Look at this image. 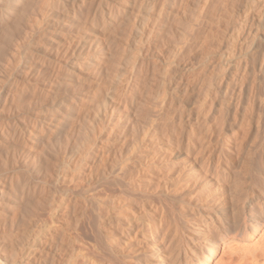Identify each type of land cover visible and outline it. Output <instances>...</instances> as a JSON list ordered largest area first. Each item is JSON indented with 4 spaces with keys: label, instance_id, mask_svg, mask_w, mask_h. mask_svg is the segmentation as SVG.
Returning a JSON list of instances; mask_svg holds the SVG:
<instances>
[{
    "label": "bare ground",
    "instance_id": "bare-ground-1",
    "mask_svg": "<svg viewBox=\"0 0 264 264\" xmlns=\"http://www.w3.org/2000/svg\"><path fill=\"white\" fill-rule=\"evenodd\" d=\"M25 1L28 2H26L28 4L27 8L23 6L26 10L25 8L23 9L22 6L18 7ZM217 1L218 0H195L193 2V9L189 8L192 12L188 10L191 13L187 14H190V16H188L186 21L182 19V22H184H181V27L179 25V31L176 30V32H174L177 33L178 36L175 38L176 34L173 35V38L176 40L174 41L172 39L174 43L171 41L173 45L169 49L168 56L160 61L159 73L157 74L155 85H153L154 88L151 89L152 94H149L151 95L150 100H148V102L145 99V101L148 102L147 111H145L144 114L142 112L145 117H142L140 122L139 116L141 117L143 115H139L138 113L140 110L138 111L135 107H132L130 110L127 106V93L135 84L136 78L139 77L138 75L143 74L141 67L142 65L145 67L146 64H144V62L146 58L149 57L146 55L150 52H145V50L149 49L147 45H150L152 38L154 36L156 37L161 29L160 19L162 17L165 19L164 14L168 10L166 0H89L92 9L100 10L101 8L103 9L106 7L105 9H107L108 7L111 11L110 15H108L109 13L107 14L108 18L105 21L106 24L104 23L103 25L101 23L103 25L102 31L96 33L94 36L90 34L92 36H90L91 40L86 37L88 41L85 39L84 35L77 37L73 36L72 39H67L66 34H69L67 32L72 28L69 26L73 23L75 25L81 13L78 14L77 8L73 5L74 2L71 3L62 0L55 15L57 17L56 20H50V23H46V28L49 30L47 34L49 39L45 49L39 50L40 52L43 51L42 54H40L41 58H39V60L45 63V65H50L53 68L52 75L49 74L50 76L58 77L62 72L70 69L71 71L67 72H74L80 77V82L76 86L69 88L68 84V89L66 88L67 90L65 92H61L63 96L62 99H64V101H62L72 109H70L71 113H65V116L69 117L71 121L67 122V124H70H68V128L65 127L67 129L63 133V138L61 140H59L60 137L57 139L61 141L60 143L57 141V143L58 146L59 144L61 145L60 147L63 155L59 159L56 170H52V172L48 174H40L41 176L32 175L35 173L31 174L32 170L34 171V162L36 163L41 153L42 157L49 153L50 150L48 149L47 151L46 149L48 147L50 148L53 144L45 141L44 143L42 142L43 144H39L36 139L37 136L35 137L33 132L28 131V129L20 123L15 128L16 130L12 132V135L9 137L7 136L8 140L6 139L7 137L5 138L6 142L3 141V135L0 136V175L1 171L3 172L4 169H7L10 163L15 162L14 159L16 155L19 154L20 160L18 159L17 161L16 159V162L10 169L15 171L25 170L30 173V180H28V182L30 181L33 185L31 186L34 188H32V198L24 202V205L26 203L29 206L25 205L23 208V210L28 208V211L24 213L25 216L23 217H26L27 212L35 217L33 224L30 225L26 234L23 232V234H25L24 237L20 239L11 237L14 239L13 242L12 240L11 242L9 241L11 245H8V243L6 244L7 248H5V245L3 246L4 249L0 248V264H34L35 259L41 255L40 250L45 246L46 242L43 240V238L45 239L44 236L56 228V224L58 223L56 219L61 209L68 208V202L72 195L82 197L84 200L82 210H80L79 221L78 223L75 222L76 224L74 223V226L72 225L74 227V235L72 234L74 236L72 241L74 243H72L73 246H71L72 251L67 254L61 264H105L103 263L105 260L104 258H106V264H206L208 263L207 261L210 260L211 255L228 236L232 237V241L239 237L240 239H248L251 238L256 231L264 227V170L257 173L259 169L256 170L253 165L254 154L257 153V150L262 146L264 140V113H261L263 111H260L261 114L258 113L255 123L252 126L251 134L246 141L244 139H246L245 136L248 133H246V124L249 121L248 118L247 121L242 117L236 126L226 124L224 126V136L216 135L214 137L210 128L211 126H202L206 124V114L209 110L211 111V109H213L212 107H216L215 112H219V110L222 111L221 107L225 105L223 100L227 99L225 96L228 88H230L229 86H232L231 84L238 78L240 69L243 70V68H241L243 64L241 60L245 62V55L243 56V52L236 49L237 40L241 32L244 31L243 29L246 28L249 23L248 16L251 12V8L257 5L260 9H264V0H245L239 15L235 17L237 20L232 17L235 15V13L233 15L235 0H227L228 9H226L227 16H225V19L229 20L231 17L233 21H231V27L227 29L224 40L218 45L213 46L212 44L210 48H205L206 50L203 49L199 51V53L196 52V56L192 57L191 52L194 46L200 42V35H203L202 33L199 35V30L202 27H206L205 24L211 19L209 15H212L209 13ZM52 2L53 0H43V3L39 1V3H41L38 10L39 16L36 14L37 17L35 18L30 17L33 13V6H36L34 5V0H7L4 6L0 2V7L7 6L8 8H12L13 13L19 12V10L22 12L18 26L14 27L16 29L12 31L4 29L5 31L0 34V61L2 60V63L3 59L9 56L12 59L9 61L14 65L15 62L17 64L18 60L26 55L25 49L32 43L31 36L36 32L35 30L40 27L42 28L41 22L44 21V18H47L51 11L54 5V2ZM215 8L217 7L215 6ZM127 11H131L132 14L134 13L133 18L131 16L132 21L129 19V29L127 28L129 33H131L130 35L132 36L133 34L134 36L131 37L130 35L127 36L124 34L127 37L124 36L125 40L124 44L121 45V51L118 53V45L115 43L117 45L115 47L116 51L115 53L113 52V55L109 53V56L102 47L107 40V42L110 41V35H106L105 32L113 31L112 33H114L116 27L119 26L120 28L121 23L124 24L123 20L125 19V17L124 19L122 17ZM33 14L35 15V13ZM220 14L222 15V13ZM86 20H88L87 17ZM215 20L214 22H216ZM168 21L170 20L168 19ZM22 22L28 25V28H25L27 30L24 29V32L19 29L21 28L20 24ZM85 23H83L82 26H84ZM163 23H166L165 20ZM80 25L77 26V31L82 28ZM227 25L229 26L228 23ZM11 26L8 28L11 29ZM74 29H76V26ZM176 29H178V27H176ZM71 31H73V28ZM83 31H85V29ZM221 31H219V33ZM216 32H218L217 29ZM121 33L122 32H120V35H123ZM124 33L128 34V32L125 31ZM159 33L161 34V32ZM247 33L249 32L247 31ZM217 35L220 37L219 34ZM248 35L249 34H247V36ZM38 36L40 37L39 34L36 37ZM114 38L112 37L111 40ZM116 39L117 36L114 41H116ZM249 41L250 40H248V42ZM200 44H202V42ZM250 46L252 45L250 44ZM247 47L245 46V49H248ZM261 59L264 60V58ZM105 62L109 63V66L106 64L108 66L106 73L101 76L102 72L99 73V68L102 63ZM8 64L10 65V63ZM3 66L4 65H2V67ZM103 68H105V66ZM3 69L5 68L3 67ZM28 71L29 69L25 72L28 74ZM67 72H65V75ZM40 73L38 72V74H36L39 76ZM68 74L65 76L66 78L70 76ZM262 74H264V69ZM37 75H35V69L34 71L30 70L29 79L27 80H36V86L40 89L42 88L44 91L46 90V92L53 88L52 80H54V78H43L42 74V76L38 78ZM97 80L99 83L91 87V82H98ZM223 80H225L224 85L225 82L226 85L220 86L219 84L222 83ZM69 81L70 80H68V82ZM173 81L174 83L172 85ZM193 81L197 83H195V85L191 84L195 87L193 86L194 88H192L193 90L190 92L192 94L190 96L189 106L195 111V114L193 117L191 116L192 118H190L191 121H189V125L184 126L182 117L185 113V109L182 104L175 103L176 99H174V97L185 92L189 84ZM260 82H262V87H260L261 89L263 88L261 92L263 91L264 93V79ZM182 83H184V86ZM181 85L183 86L182 88ZM1 87L3 89V85ZM25 87H27V83ZM146 87H148V85ZM219 87H221V89L223 87V92ZM2 89L0 90V101L1 98H3ZM36 91L34 92L36 93ZM44 91H37V95H41ZM36 96L32 97L36 98ZM262 97H264V95ZM35 100L37 101L38 98ZM29 101L32 100L30 99ZM24 103L26 104V102ZM24 103L23 105H25ZM144 103L142 106H144ZM262 105L264 106V98L262 99ZM26 106L27 105H25V107ZM126 106L128 109L125 110ZM140 108L141 107H139V109ZM225 108L227 107L225 106ZM245 109L247 110V108ZM19 110L20 109H17L15 111ZM23 111L25 112L27 109L22 110V112ZM50 113L51 112L47 114L46 112V116L41 114L44 117L42 124L46 127H51L53 124L55 126L58 124L59 126L60 123L58 122L60 119H54L55 116L53 117ZM247 113L248 110L246 115ZM6 116L8 115L6 114ZM60 118L63 117L61 116ZM221 120L220 122L222 123L223 120ZM200 126L203 128L200 129ZM41 129L44 130V128ZM165 129H167V131H165ZM164 131L167 133L164 134ZM48 135L50 136V132H48ZM37 138L38 140L40 139L39 137ZM51 140L52 139H50V141ZM194 153L196 155L203 154L200 160L201 166L190 172L187 177L180 172L175 176V181L171 180L173 182L171 186L169 185L170 179L166 178V181L163 182L157 179V175L165 167H172L174 165L176 167L179 163L188 160ZM48 155L49 154L46 156ZM106 156L109 162V164L106 163L107 167L105 164L107 169L104 171L105 167H102L103 173L99 176L95 175V166L99 161L103 163L104 161L102 162V159ZM41 159L45 161L47 158L43 157ZM48 159L50 161L49 156ZM49 161L46 162V164L48 163L47 170L50 168V164H52V162L50 163ZM85 163L89 164V169L85 171V168L84 173H82V167L86 166ZM260 163H262V161H259V164ZM263 164L261 165L264 166ZM51 166L52 169L55 167V165ZM101 166H103V164ZM131 166L134 170H132L133 168L131 169ZM10 169H7V171ZM37 173L39 174L38 171ZM139 174H141V176ZM123 181L131 185L132 193L128 195L124 194L125 192H122L119 188V191H121L119 194L117 193L116 195L112 193L113 189L111 190V186L119 184L121 187L120 183ZM212 189H216L215 191L218 190L222 197V201L219 205H208L203 203L206 194ZM102 193H104V195L106 194L108 198H104V195V197H101ZM27 194L26 192V195ZM153 195L164 196L175 203H167L169 206L163 204L158 205L152 200ZM95 206L98 207L99 210H96L98 208H95ZM104 210L108 212H106L108 214L107 217L103 215ZM1 211L9 213V209ZM2 214L4 215L5 213ZM96 214L100 216L99 218H101V220L103 219L104 222L106 220L109 221V223L115 222L116 224L114 225L116 227L114 226V228L112 224V226H110L109 223H105L110 227L102 229V227L97 225L98 223H93V215L95 216ZM23 217L20 218L23 219ZM8 220L7 218V221ZM27 220L28 219H26V221ZM180 221L187 222L184 224L188 228V231H181L180 224L178 223ZM2 223L0 222V224ZM13 225H15V223ZM23 226L26 227L25 223ZM96 227L100 234L97 235L104 239L103 247L99 245L100 243L97 244L98 241L97 243L96 241L92 243H90L91 241L88 242L93 236L91 234L89 235L88 232L93 231ZM8 229H10V225ZM11 231L6 232L10 233ZM85 232L90 236V238L87 236L88 241H86ZM17 235L16 232L15 237ZM187 235H189V238H187ZM94 236L96 237V235ZM103 239H101V241ZM255 244L258 250L262 252V255H264V229L258 243ZM90 246L97 253L94 252V254L91 253L90 255L88 253ZM222 246L221 259L225 258L227 253V251L225 253L226 244ZM254 250H252V253ZM99 254L100 256H98ZM100 257L104 259H102L103 262ZM220 258L217 260L214 259V261L212 260L210 264H218ZM228 262L229 264H264V258L260 260L249 257L238 262H234L229 258Z\"/></svg>",
    "mask_w": 264,
    "mask_h": 264
},
{
    "label": "rangeland",
    "instance_id": "rangeland-1",
    "mask_svg": "<svg viewBox=\"0 0 264 264\" xmlns=\"http://www.w3.org/2000/svg\"><path fill=\"white\" fill-rule=\"evenodd\" d=\"M38 1V2H37ZM39 1L41 2V3H43V0H34V5H36V6H33V13H35V15L32 13V15L30 16L31 18H35V17H37V16H39V12H38V10H39V8H40V4L41 3H39ZM63 1H69V2H71V3H73L74 2V6L77 8V12H78V14H80L81 13V15H79V17L77 18V20H76V22H75V25H74V23L72 24V25H74V26H72V25H70L69 27H72L73 28V31H71L72 30V28H70L69 29V31L67 32V33H69V34H66L67 36V39H72L73 38V36L74 37H77V36H80V35H84V37H85V39L88 41V39L89 40H91L90 38L92 37V36H94V35H96V33H98V32H101L102 30L101 29H103V25H104V23H105V21L107 20V18H108V15H110V11H111V9L110 8H108L107 7V9H105L106 7H104L103 9L101 8L100 10L98 9V10H95V9H92L91 7H90V2H89V0H63ZM87 1V2H86ZM185 1H187V2H185ZM195 0H166V3H167V6H168V10L166 11V13L164 14V16H165V19L162 17L160 20L161 21H163L164 22V20H165V22L166 23H163V22H161L160 21V23L162 24H160V30H159V32H161V34L159 33H157V35H156V37L154 36L153 38H152V41H151V43H150V45L148 46L147 45V47L149 48V49H146L145 50V52H148V51H150V52H148L147 53V55L146 56H149V57H147L146 58V60H145V62H144V64H146L145 65V67H144V65H142V67H141V70H142V73L143 74H139L137 77L138 78H136V82H135V84L133 85V87L128 91V93H127V106L130 108V110H131V108L132 107H135L138 111H139V115H143L144 114V112L145 111H147L146 109H147V107H148V100H150V96L151 95H149L150 93L152 94V88H154V86L153 85H155V82H156V78H157V74L159 73V68H160V61L161 60H163V59H165L167 56H168V52H169V49H170V47L173 45V41H172V39L175 41L176 39H174L173 37V35H175L176 34V37L175 38H177V36H178V34L177 33H174V32H176V30H178L179 31V28L181 27V22H182V19L184 20V21H186V19L188 18V16H190V14H187V13H191L192 11H191V9H189V8H192L193 6H194V2ZM0 2H1V4L4 6V3H7V0H0ZM27 1H25L24 3L22 2L21 4L20 3H18V4H20L19 6H18V4H17V6L18 7H20V6H25L26 8L28 7V2L26 3ZM54 2V3H53ZM53 7L51 8V11L49 12V14H48V16H47V18H44L43 20L45 21H43V22H41L42 24V28L40 27L39 29H37V30H35L36 32H34L33 33V37L31 36V44H30V46L28 45L27 46V48L25 49V53H26V55L25 56H23L21 59H19L18 60V62H19V64H18V62H17V64H16V62H15V64L14 65H12L11 64V62L9 61L10 59H11V57H9V56H6L7 58H5V59H3V63H2V60L0 61V85H1V83H2V85H3V89H2V85L0 86V88L2 89V97L3 98H1V101H0V136H2L3 135V138H4V140L3 141H5L6 142V139L8 140V137L9 136H11L12 135V132H14L16 129V127L18 126V124L20 123L21 125H23L25 128H27L28 129V131H31V132H33V134H34V136L36 137H39L40 139L38 140V138L36 137V139H37V141L39 142V144H43L44 143V141L45 142H50V144H53V145H51V147L49 148H47L46 150L48 151V149L50 150L49 151V153H47V154H49L48 156L50 157V161H49V159H48V156H43V157H46L47 159H45V161H44V159H41V158H43L42 157V153L40 154V157H39V159H41V160H39V159H37V161H36V163L34 162V171H35V169H36V171L34 172L33 170H32V172H31V174L32 173H35V174H32V175H35V176H41L42 174H48V173H51L52 172V170L54 171V170H56V168H57V165H58V162H59V159L61 158V156L63 155V152H62V150H61V145L59 144V146H58V143H57V139L60 137V139L59 140H61L63 137V133H64V131L69 127V125L68 124H70V123H68L67 124V122L68 121H71L70 119H69V117H66L65 116V113H71V108L65 103V102H63L64 101V99H62L63 98V96L61 95L63 92H65L67 89H68V87L70 88H72L73 86H76L79 82H80V77L77 75V74H75L74 72H71V73H69L71 70L70 69H68V70H65L64 72H62L60 75H58V77H53V76H50V75H52L51 73H52V71H53V68L50 66V65H45V63H43L41 60H39V58H41V55L40 54H42V52H40L41 50H43V49H45V47H46V45H47V41H48V39H49V37H48V32H49V30L46 28V23H50V20L51 21H55L56 20V13H57V9L60 7V5H61V2H62V0H56V2H55V0H53ZM188 2H189V4H191V5H189L188 4ZM37 3V4H36ZM58 3V4H57ZM219 3V4H218ZM244 3H245V0H235V5H234V11H233V15H234V13H235V15L234 16H232L234 19H236L237 20V18H235V17H237L238 15H239V13H240V10H241V8L244 6ZM27 6H26V5ZM60 4V5H59ZM89 4V5H88ZM170 4V5H169ZM222 4V5H221ZM227 4H228V2H227V0H218L216 3H215V6L217 7V8H215V6H213L212 7V9H213V11H212V9L210 10V13L209 14H211L212 16H213V19H212V16H210L209 14V17H211V19H209V21L207 22V24H205L206 25V27H202L200 30H202V31H200L199 30V35H200V33H202L203 35H200V38H201V40H200V42L199 43H197V45H195V42H194V48H193V50H192V52H191V55H192V57L193 56H196V54L197 53H199V51H201V50H206V49H208V48H210L211 46H212V44H213V46L214 45H218V44H220V43H222V41L224 40V37L226 36V34H227V29L228 28H230L231 27V25H232V23H231V21H233L232 19L233 18H231L230 17V21L227 19H225V16H227V13H226V9H228V6H227ZM6 5V4H5ZM57 7H56V6ZM80 5V6H79ZM182 5V6H181ZM78 6V7H77ZM187 6H190V7H187ZM223 6V7H222ZM25 7H23V9L25 8ZM35 7H36V9H35ZM173 7V8H172ZM26 8H25V10H26ZM90 8V9H89ZM215 8V9H214ZM220 8V9H219ZM254 8V9H253ZM8 9V10H7ZM55 11H54V10ZM82 9V10H81ZM84 9H86V10H84ZM193 9V8H192ZM218 11H220V12H218ZM222 9H224V10H222ZM81 10V11H80ZM89 10V11H88ZM94 10V11H93ZM107 10V11H106ZM179 10V11H178ZM185 10V11H184ZM186 10H187V12H186ZM188 10H190L191 12H189ZM0 34L1 33H3L5 30H9V31H12L13 29H16V28H14V27H17L18 26V22H19V19H20V16H21V14H22V12L19 10V12H14L13 13V10H12V8H8L7 6L6 7H0ZM88 13H87V12ZM168 11H170V12H168ZM175 11V12H174ZM176 11H178V12H176ZM183 11V12H182ZM225 11V12H224ZM23 12H24V10H23ZM85 12V13H84ZM182 12V13H181ZM2 13V14H1ZM83 13V14H82ZM89 14V15H87V14ZM109 13V14H108ZM215 13V14H214ZM220 13H222V15L220 14ZM262 13V14H261ZM36 14H37V16H36ZM94 14V15H93ZM96 14V15H95ZM108 14V15H107ZM132 14V12L131 11H127L126 12V14H124L123 15V19H124V17H125V19L123 20V19H121V20H123V22H124V24L123 23H121V25H120V28H119V26L118 27H116V30H115V32L114 33H112V32H110V31H107V32H105V34L106 35H110L109 36V39H110V41L109 42H107L106 41V43H105V45H103L102 47H103V49L107 52V55H109L110 56V54L111 55H113L114 53H115V51H116V49H115V47L117 46L118 48H117V51H118V53H119V51H121L120 49H122V47H121V45H123L124 44V40H125V37H127V36H129L131 33H129V25L128 24H130V20L129 19H131V16H132V18H133V14ZM168 14V15H167ZM216 15V16H215ZM84 16V17H83ZM96 16V17H95ZM167 16V17H166ZM178 16V17H177ZM215 16V17H214ZM86 17H87V19L88 20H86ZM130 17V18H129ZM175 17V18H174ZM221 17H222V19H221ZM249 23L247 24V26H246V28H244L243 30L244 31H242L241 32V34H240V36H239V38H238V40H237V47H236V49L238 50V51H242L243 53H242V55L245 57V62H246V64H245V62H244V60L242 61L241 60V63H243L242 65H241V68H243V70H241L240 69V73H239V75H238V78L231 84L232 86H229L230 88H228V91H227V93H226V96L225 97H227V99H229V100H227L226 98H224V99H226V100H223V102H224V104L225 105H222V111L221 110H219V112L217 111V112H215L216 110V107H212L213 109H211V111L209 110L208 112H207V114H206V117H205V120H206V124H203L202 126L204 127L205 125H209V126H211L210 128H211V131H212V135L215 137L216 135H220V136H224V126L227 124V125H237L238 124V122L241 120V118L243 117V118H245V120H247V118H248V122H247V124H246V127L247 128H250V129H247L246 128V136H245V138L246 139H244L245 141L249 138V136H250V134H251V131H252V126H253V124L255 123V119H256V117H257V115H258V113H260V111H263V112H261V113H264V106L262 105V99L264 98V97H262L263 95H264V93H263V91L261 92V90H263V88L261 89V83L262 82H260L261 80L263 81V79H264V74H262L263 73V69H264V60H262L261 58H264V9H260V7H257V5L256 6H254V7H252L251 8V12H250V14H249ZM17 18V19H16ZM79 18H81V19H79ZM106 18V19H105ZM171 18H173V19H171ZM220 18V19H219ZM84 19V20H83ZM163 19V20H162ZM168 19L170 20V21H168ZM215 19H217V20H215ZM79 20H80V22H79ZM85 20H86V23H85ZM97 20V21H96ZM174 20V21H173ZM211 20V21H210ZM214 20L216 21V22H214ZM258 20V21H257ZM91 21V22H90ZM131 21H132V19H131ZM183 21V22H184ZM219 21V22H218ZM256 21V22H255ZM15 22V23H14ZM126 22V23H125ZM127 22H129V23H127ZM180 22V23H179ZM182 22V23H183ZM210 22V23H209ZM17 23V24H16ZM25 22H22L21 24H20V27L21 28H19V29H21L22 30V32H24L25 30H27V29H25V28H28V25H25L24 24ZM29 23V22H28ZM81 25H80V24ZM83 23H85L84 24V26H82L83 25ZM103 25H102V24ZM177 23V24H176ZM221 23V24H220ZM227 23L229 24V26L227 25ZM13 24V25H12ZM16 26H15V25ZM24 24V25H23ZM27 24V23H26ZM92 24V25H91ZM94 24V25H93ZM106 24V23H105ZM165 24V25H164ZM12 25V26H11ZM45 25V26H44ZM78 25H80L81 27V29H78V31H77V26ZM179 25H180V27H179ZM225 25V26H224ZM253 25H254V27H253ZM263 25V26H262ZM10 26H11V29H9L10 28ZM76 26V29H74V27ZM88 26V27H87ZM174 26V27H173ZM250 26V27H249ZM9 27V28H8ZM13 27V28H12ZM176 27H178V29H176ZM211 27V28H210ZM215 27V28H214ZM249 29H248V28ZM8 28V29H7ZM17 28V29H18ZM79 28V27H78ZM92 28H93V30H92ZM124 28V29H123ZM128 28V29H127ZM169 28V29H168ZM5 29V30H4ZM25 29V30H24ZM85 29V31H83ZM117 29H120V30H117ZM206 29V30H205ZM216 29H217V31L218 32H216ZM251 29V30H250ZM253 29V30H252ZM3 30V31H2ZM76 30V31H75ZM222 30V31H221ZM75 31V32H74ZM117 31H119V32H117ZM124 31L125 32H128V34L127 33H124ZM171 31V32H170ZM219 31H221L220 33H219ZM247 31L249 32V33H247ZM84 32V33H83ZM116 32H117V34H116ZM120 32H122L121 34H123V35H120ZM168 32V33H167ZM41 33V34H40ZM77 33V34H76ZM87 33V34H86ZM110 33V34H109ZM223 33V34H222ZM225 33V34H224ZM40 35V37L38 36V37H36L37 35ZM45 36H44V35ZM72 34V35H71ZM75 34H76V36H75ZM92 36H91V35ZM114 34H115V38H116V36H117V39H116V41H114L115 40V38H114ZM124 34H126V35H124ZM214 34V35H213ZM217 34H219V36L220 37H218V35ZM247 34H249L248 36H247ZM254 34V35H253ZM119 35V36H118ZM164 35V36H163ZM211 35V36H210ZM217 35V36H216ZM42 36V37H41ZM91 36V37H90ZM125 36V37H124ZM131 36V35H130ZM134 35L132 34V36L131 37H133ZM168 36V37H167ZM222 36V37H221ZM45 37V38H44ZM69 37V38H68ZM86 37H88V39L86 38ZM112 37L114 38L113 40H111L112 39ZM118 37H120V38H118ZM209 37V38H208ZM217 37V38H216ZM246 37V38H245ZM249 37V38H248ZM156 38H158V39H156ZM206 38V39H205ZM245 38V39H244ZM34 39V40H33ZM121 39V40H120ZM127 39V38H126ZM205 39V40H204ZM119 40V41H118ZM168 40H169V43H168ZM215 40V41H214ZM248 40H250L249 42H248ZM123 43H122V42ZM154 41V42H153ZM171 41L173 42L172 44H171ZM205 41V42H204ZM244 41H245V43H244ZM247 41V42H246ZM36 42V43H35ZM114 42V43H113ZM202 42V44H200ZM243 42V43H242ZM45 43V44H44ZM108 43H110V44H108ZM113 43V44H112ZM117 45H116V44ZM119 43H122V44H119ZM211 43V44H210ZM108 44V45H107ZM171 44V45H170ZM204 44H206V45H204ZM250 44L252 45V46H250ZM261 44V45H260ZM112 45V46H111ZM153 45V46H152ZM202 45V46H201ZM210 45V46H209ZM244 45V46H243ZM37 46H38V48H37ZM245 46L248 48V49H245ZM255 46V47H254ZM40 47V48H39ZM204 47V48H203ZM32 48V49H31ZM145 48H146V46H145ZM159 48V49H158ZM206 48V49H205ZM239 48V49H238ZM31 49V50H30ZM241 49V50H240ZM36 50H38V51H36ZM40 50V51H39ZM28 51V52H27ZM154 53H153V52ZM114 52V53H113ZM197 52V53H196ZM110 53V54H109ZM150 53V54H149ZM159 53V54H158ZM31 55V56H30ZM33 55V56H32ZM39 55V56H38ZM27 56V57H26ZM38 56V57H37ZM263 56V57H262ZM76 57V56H75ZM74 57V58H75ZM244 57H243V59H244ZM27 58V59H26ZM30 58V59H29ZM5 60V61H4ZM12 60V59H11ZM148 60V61H147ZM150 60V61H149ZM261 60V61H260ZM9 61V62H8ZM28 61V62H27ZM10 63V65L8 64V63ZM108 62V61H107ZM148 62V63H147ZM5 63V64H4ZM27 63V64H26ZM40 63H42V64H40ZM150 63V64H149ZM34 64V65H33ZM109 66V63H102V65H101V67L99 68L100 69V72L99 73H101V76L102 75H104V73H106V69L108 68V66ZM260 64V65H259ZM2 65H4L3 67L5 68V69H3V67H2ZM33 65V66H32ZM37 65H39V66H37ZM42 65V66H41ZM16 66V67H15ZM19 66V67H18ZM28 66H29V68H28ZM44 66V67H43ZM105 66V68H103ZM107 66V67H106ZM152 66V67H151ZM15 67V68H14ZM23 67V68H22ZM33 67V68H32ZM259 69H258V68ZM10 69V72H9V69ZM13 68V69H12ZM31 68V69H30ZM41 68V69H40ZM44 68V69H43ZM262 68V69H261ZM12 69V70H11ZM14 69H16V70H14ZM29 69V71H28V74L26 73L27 72V70ZM34 69H35V75H37L38 74V72L40 73L39 74V76H38V78L40 77V76H42L44 73V75L42 76L43 78H46V77H51V78H54V80H52V86H53V88L51 89V90H48L47 92H46V90L44 91L42 88L40 89L38 86H36V84H35V82H36V80L35 81H29V80H27V79H29V72H30V70H33L34 71ZM40 69V70H39ZM101 69H103V70H101ZM147 71H146V70ZM261 69V70H260ZM6 70V71H5ZM7 70H8V72H7ZM260 70V71H259ZM26 71V72H25ZM36 71H38V72H36ZM67 71H69V72H67ZM152 71V72H151ZM5 74H4V73ZM43 72V73H42ZM65 72H67V74L68 75H70V76H67V78L65 77L66 75H65ZM7 73V74H6ZM11 73V74H10ZM37 73V74H36ZM47 73H48V75H47ZM73 73V74H72ZM140 73H141V71H140ZM146 73V74H145ZM25 76H24V75ZM42 74V75H41ZM50 74V75H49ZM153 74H154V76H153ZM156 74V75H155ZM262 76H261V75ZM11 75V76H10ZM15 75V76H14ZM100 75V74H99ZM98 75V76H99ZM145 77H144V76ZM36 76V77H37ZM74 76V77H73ZM76 76V77H75ZM148 76V77H147ZM9 77V78H8ZM23 77H24V79H23ZM41 77V78H42ZM66 79H65V78ZM70 77H71V79H70ZM78 77V78H77ZM263 77V78H262ZM69 78V79H68ZM100 78V77H99ZM98 78V79H99ZM102 78V77H101ZM10 79V80H9ZM150 79V80H149ZM68 80H70L69 82H68ZM138 80V81H137ZM140 80V81H139ZM241 80V81H240ZM8 81V82H7ZM25 81H27V82H25ZM98 81V80H97ZM175 81V80H174ZM174 81L172 82V85H173V83H174ZM197 81V80H196ZM196 81H193L192 83H190L189 84V87H188V89L186 90V91H188V92H183V93H180V95H177L176 97H174V99H176L175 100V103L177 104H182L183 105V107H184V109H185V113H184V115H183V117H182V122H183V125L184 126H188L189 125V121H191V119L190 118H192L193 117V115L195 114V111L194 110H192L191 108H190V96H191V94L192 93H190V92H192V88H194L195 86V83H197ZM224 81L225 80H223L222 81V83H220L219 85L221 86H223L224 85ZM240 81V82H239ZM25 82V83H24ZM140 82V83H139ZM27 83V87H25V84ZM29 83V84H28ZM32 85H31V84ZM37 83V82H36ZM97 83H99V81L98 82H96V81H94L93 83L91 82V87H94V86H96L97 85ZM145 83V84H144ZM151 84V85H149V84ZM153 83V84H152ZM243 83V84H242ZM24 84V85H23ZM34 84H35V87H34ZM68 84H69V86H68ZM72 86H71V85ZM140 84V85H139ZM183 84V86H184V83H182ZM191 84H194V85H191ZM5 85V86H4ZM29 85V86H28ZM65 85V86H64ZM148 85V87H146ZM225 85H226V82H225ZM224 85V86H225ZM7 86V87H6ZM22 86V87H21ZM23 86H24V88H23ZM68 86V87H67ZM150 86H151V88H150ZM153 86V87H152ZM182 85H181V88L183 87ZM192 86V87H191ZM194 86V87H193ZM261 86V87H260ZM32 87V88H31ZM63 87V88H62ZM144 89H143V88ZM6 88V89H5ZM35 88H37V89H35ZM67 88V89H66ZM142 88V89H141ZM191 88V89H190ZM225 88V87H224ZM0 89V90H1ZM27 89V90H26ZM219 89H221V87H219ZM222 89H223V87H222ZM222 89H221V91H222ZM13 90V91H12ZM44 91V93H42L41 95L40 94H38L37 95V91H36V93L34 92V91ZM59 90H61V91H59ZM64 90V91H63ZM224 90V89H223ZM20 91V92H19ZM230 91V92H229ZM5 92V93H4ZM31 92V93H30ZM46 92V93H45ZM62 92V93H61ZM223 92V91H222ZM229 92V93H228ZM8 93V94H7ZM15 93V94H14ZM22 93V94H21ZM34 93V94H33ZM54 93V94H53ZM146 95H145V94ZM185 93V94H184ZM190 93V94H189ZM7 94V95H6ZM43 94H44V96H43ZM141 95V96H139V95ZM144 94V95H143ZM263 94V95H262ZM21 95V96H20ZM36 96V98H38V100L36 101L35 99L36 98H33V97H35ZM250 95V96H249ZM34 99H32L31 97ZM43 97V98H41V97ZM146 96H147V98H146ZM13 97V98H12ZM15 97V98H14ZM24 99V98H26V99H22V98ZM46 97H47V99H46ZM259 97H261V98H259ZM29 98V99H28ZM149 98V99H148ZM32 100V101H29V100ZM42 99H43V101H42ZM142 99V100H141ZM145 99L148 101V102H146L145 101ZM45 100V101H44ZM50 101V102H48V101ZM63 100V101H62ZM140 100V101H139ZM144 100V101H143ZM33 101H35V102H33ZM41 101H42V103H41ZM62 101V102H61ZM24 102H26V104L24 103ZM37 102V103H36ZM40 104H39V103ZM46 102V103H45ZM146 104H145V103ZM21 105H20V104ZM23 103L25 104V105H27L26 107H25V105H23ZM30 103H32V104H30ZM37 105H36V104ZM52 103H54V104H52ZM129 103H131V104H129ZM143 103H144V106H142L143 105ZM188 105H187V104ZM62 104V105H61ZM22 105H23V107H22ZM30 105V106H29ZM65 105V106H64ZM12 106V107H11ZM35 106V107H34ZM38 106V107H37ZM68 106V107H67ZM127 106H126V108H125V110L126 109H128L127 108ZM225 106L228 108H225ZM248 106V107H247ZM263 106V107H262ZM13 107H15V108H13ZM34 107V108H33ZM62 107V108H61ZM139 107H141L140 109H139ZM143 107H145V108H143ZM224 107V108H223ZM244 107V108H243ZM190 108V109H189ZM245 108H247V110H248V113H247V115H246V112H247V110L245 109ZM2 109V110H1ZM17 110V109H20L19 111H15V110ZM27 109V111H23L22 112V110H26ZM29 109V110H28ZM31 109V110H30ZM41 109V110H40ZM71 109V110H70ZM11 110V111H10ZM50 110V111H49ZM65 110H67V111H65ZM69 110V111H68ZM130 110H128V111H130ZM190 110V111H189ZM224 110V111H223ZM232 110V111H231ZM32 113H31V112ZM36 111V112H35ZM245 111V112H244ZM28 112V113H27ZM46 112H47V114L49 113V112H51L50 114H52L53 115V117H54V119L56 118H59L60 119V121L58 122V123H60V125L58 126V124L55 126L54 124V126L52 127H46V126H44L42 123V121H43V115H47L46 114ZM142 112H143V114H142ZM23 113V114H22ZM190 113V114H189ZM260 113V114H261ZM6 114L8 115V116H6ZM38 115L37 117L36 116H34V115ZM41 114H43V115H41ZM64 114V115H63ZM72 114H73V112H72ZM137 114V115H138ZM9 115H10V117H9ZM59 115H60V117L62 116L63 118H60L59 117ZM215 115H217V116H215ZM244 115V116H243ZM246 115V116H245ZM249 115H250V117H249ZM254 115V116H253ZM256 115V116H255ZM18 116V117H17ZM25 116V117H24ZM58 116V117H57ZM192 116V117H191ZM215 116V118H216V120H215V118L213 119V117ZM15 117V118H14ZM17 117V118H16ZM33 117V118H32ZM144 118L145 116L143 115V116H139V120H140V122H141V118ZM220 117V118H219ZM252 117V118H251ZM223 118V119H222ZM252 119V120H250V119ZM15 119V120H14ZM18 119V120H17ZM23 119H25V120H23ZM28 119V120H27ZM40 119V120H39ZM64 119V120H63ZM223 121H222V120ZM3 120V121H2ZM62 120V121H61ZM119 120V119H118ZM212 120V121H211ZM220 120L222 121V123L220 122ZM226 120V121H225ZM6 121V122H5ZM229 121V122H228ZM235 121V122H234ZM251 121V122H250ZM254 121V122H253ZM24 122V123H23ZM26 122H27V124H26ZM41 122V123H40ZM62 122V123H61ZM64 122V123H63ZM227 122V123H226ZM15 123H17V124H15ZM66 123V124H65ZM139 123V122H138ZM209 123V124H208ZM225 123V124H224ZM36 124V125H35ZM40 124V125H39ZM42 124V125H41ZM213 124H214V127H213ZM223 126H222V125ZM250 126H249V125ZM29 125V126H28ZM249 127H248V126ZM27 126V127H26ZM41 126V127H40ZM42 126H44V127H42ZM50 126V125H49ZM64 126V127H63ZM55 127V128H54ZM57 127H58V129H57ZM65 127H67V128H65ZM203 127H201L200 126V129H202ZM32 128H33V130H32ZM41 128H44V130L43 129H41ZM45 128H48V129H45ZM51 128V129H50ZM214 130H213V129ZM43 130V131H42ZM51 130V131H50ZM8 131V132H7ZM10 131V132H9ZM45 131H46V133H45ZM165 131H167V129H165ZM165 131H164V134H166L165 133ZM169 131V130H168ZM42 132V133H41ZM48 132H50V136L48 135ZM214 132V133H213ZM58 133V134H57ZM43 134V135H42ZM47 136H46V135ZM52 134V135H51ZM54 134V135H53ZM55 134H57V135H55ZM45 135V136H44ZM8 136V137H7ZM43 136V137H42ZM48 136H49V138H48ZM7 137V138H6ZM57 137V138H56ZM6 138V139H5ZM44 138V139H43ZM46 138H47V140H46ZM41 139H43V140H41ZM50 139H52L51 141H50ZM43 142V143H42ZM59 143L61 142V141H58ZM55 143H56V145H55ZM49 144V145H50ZM264 140H263V143H262V146L259 148V150H257V153H255L254 155V159H253V165H254V168H256V170L257 169H259V170H257V173L258 172H260V171H263L264 170V166H262L261 164H263L264 163ZM55 145V146H54ZM21 147H23V146H21ZM263 148V149H262ZM46 150H44V151H46ZM259 151V152H258ZM43 152V151H42ZM44 153H43V155H44ZM257 154V155H256ZM260 156V157H259ZM18 157V158H17ZM107 157V156H106ZM106 157H104V159H106V160H104V159H102V162L103 163H101L100 161H99V163H97V165L95 166V169H96V173L94 172V174L95 175H101L103 172V169H102V167L104 168L105 167V164L106 163H108L109 164V162H108V157L106 158ZM152 157V156H151ZM202 157H203V154H199V155H196L195 153L188 159V160H186V161H184V162H182V163H179V165H177L176 167H175V165L174 166H172V167H165L162 171H160V173L159 174H161V175H157V179L160 181V182H163V181H166V178L167 179H170V181H169V185L171 186L172 184H173V182L171 181V180H173V181H175L174 179L176 178L175 176L176 175H178L180 172H182L183 174H184V176H188V174L190 173V172H192V171H194V170H196L197 168H199L200 166H201V159H202ZM255 158H257V159H255ZM16 159H17V161H18V159L20 160V156H19V154H17L16 155V158L14 159L15 160V162H16ZM47 160V161H46ZM258 160V161H257ZM40 161V162H39ZM43 161H44V163H43ZM52 162V164H50V168H51V170H50V168L48 169V170H50V171H48L47 170V165H48V163L46 164V162ZM259 161L261 162L262 161V163H260L259 164ZM14 162V163H15ZM13 163V162H12ZM12 163H10L9 165H8V167H7V169H10V167L12 166V165H14V163L12 164ZM86 164V163H85ZM103 164V166H101ZM259 164V165H258ZM51 165H55V167H53V169H52V166ZM89 164L87 163L86 164V166L84 167H82V173H84V169H85V171H88V169H89V166H88ZM264 165V164H263ZM101 166V167H100ZM263 167V168H260V167ZM88 167V168H87ZM97 167V168H96ZM106 167H107V164H106ZM104 168V171L107 169V168ZM142 167V166H141ZM133 167L131 166V169H132ZM7 169H4L3 170V172L1 171V175H0V192H1V194H0V198L2 199H0V214H2V213H5L4 215L2 214V215H0V222L2 223V221H3V223L2 224H0V230L2 231H0V248L2 249L3 248V246L5 245V248H7L6 247V244H8V245H11L10 244V242H11V240H12V242H13V240L14 239H20V238H22V237H24L25 236V234H26V232H27V230L29 229V227H30V225L31 224H33V222H34V220H35V217H33V215L31 214V213H29V212H27V215H28V213H29V217L26 215V219H28L27 221H26V219L23 217V216H25V214L24 213H26V211H28V208H25L24 210H25V212H24V210H23V208L25 207V205H28V204H26L25 203V205H24V202H26V201H28L30 198H32L31 197V195H32V188H34V187H32L33 185H32V183L29 181L28 182V180H30V173H28V172H26L25 170V172L23 171V170H12V169H10V170H8L7 171ZM132 170H134V168L132 169ZM131 170V171H132ZM37 171L39 172V174L37 173ZM10 172V173H9ZM19 172V173H18ZM25 173V174H24ZM26 173H27V175H26ZM14 174V175H13ZM38 174V175H37ZM41 174V175H40ZM11 175V176H10ZM21 175V176H20ZM140 176H141V174H139ZM138 175V176H139ZM142 175H144V174H142ZM137 176V177H138ZM10 177H12V178H10ZM26 177V178H25ZM28 178V179H27ZM27 179V180H26ZM79 181V180H78ZM5 182V183H4ZM126 183H128V182H125L124 183V181L123 182H121L120 183V185H121V187L119 186V184L118 185H116V184H114V185H112L111 186V190H112V193H114V194H116L117 195V193L119 194L121 191H119V189L120 190H122V192H125L124 194H131L132 193V190H131V185H129V183L128 184H126ZM10 184V185H9ZM32 185V186H31ZM2 186V187H1ZM130 186V187H129ZM6 187V188H5ZM29 187H30V189H29ZM114 187H116V188H114ZM123 187V188H122ZM21 188V189H20ZM119 188V189H118ZM28 189V190H27ZM31 190V191H30ZM111 190H110V192H111ZM124 190V191H123ZM216 189H212V190H210V192H208L207 194H206V196H205V201L203 202L204 204H208V205H219V203H221V199H222V197H221V195H220V193H219V191L217 190V191H215ZM114 191V192H113ZM129 191V192H128ZM26 192L28 193L27 195H26ZM218 192V193H217ZM22 194V195H21ZM220 196H219V195ZM24 195H26V196H24ZM104 193H102V195H101V197H104V198H108L107 197V195L105 194L104 196ZM219 196V197H218ZM163 197V198H162ZM72 198V199H71ZM211 198V199H210ZM217 198V199H216ZM219 198V199H218ZM27 199V200H26ZM164 199H167V200H164ZM14 200H15V202H14ZM83 198L82 197H77V196H74V195H72L71 197H70V199H69V204H68V208H66V209H61V211H60V214L58 215V217H57V219H56V222H58L57 224H58V227H57V224H56V228L55 229H53L51 232H49L46 236H44L45 237V239L43 238V240H44V242H46L45 243V246L40 250V256L37 258V259H35V262H34V264H61L62 263V261L66 258V256H67V254L68 253H70V251H72V247L71 246H73V244L72 243H74V242H72L73 241V239H74V225L76 224L75 222H77L78 223V221H79V218H80V210H82V206H83ZM152 200H154V203H156V204H158V205H161V204H163V205H166V206H169L168 204H174L175 202L174 201H172V200H170V199H168V198H166V197H164V196H159V195H153L152 196ZM165 202H164V201ZM2 201V202H1ZM168 201V202H167ZM10 202V203H9ZM19 202H21V203H19ZM163 202V203H162ZM14 203V204H13ZM18 203H19V205H18ZM139 203V202H138ZM168 203V204H167ZM5 206H3V205ZM9 204H10V206H9ZM22 205H24V206H22ZM3 206V207H2ZM29 206V205H28ZM10 207V208H9ZM27 207V206H26ZM7 210V209H9V213L8 212H5V211H1V210H5V209ZM95 208H98V207H96L95 206ZM16 209V210H15ZM12 210V211H11ZM96 210H99V208L98 209H96ZM14 211V212H13ZM12 212V213H11ZM23 212V213H22ZM107 210H104V214L102 213V211H101V213L104 215V217H107ZM14 213H15V216H14ZM20 213V214H19ZM9 214V215H8ZM2 216H5V217H2ZM17 216V217H16ZM23 217V219H21V218ZM100 216H97V214L94 216L93 215V223H98L97 225H99L100 227H102V229H106L107 227H110V226H112V227H114L115 225L114 224H116L115 222L114 223H109V221H103V219L101 220V218H99ZM7 218L9 219L8 221H7ZM10 218H12V219H10ZM30 218V219H29ZM76 218H77V220H76ZM98 218V219H97ZM14 219V220H13ZM96 219V220H95ZM100 219V220H99ZM17 221V222H16ZM103 221V222H102ZM19 222V223H18ZM25 223V225H26V227L25 226H23L24 225V223ZM27 222V223H26ZM60 222V223H59ZM100 222V223H99ZM12 223V224H11ZM15 223V225H13ZM75 223V224H74ZM105 223H109V225L107 226ZM180 225V229H181V231L183 232L184 230H187L188 228L185 226V224L184 223H187L186 221H180V222H178ZM10 225V229H8L9 228V225ZM21 226H20V225ZM103 224V225H102ZM105 224V225H104ZM112 224V225H111ZM2 225H3V227H2ZM6 225V226H5ZM8 225V226H7ZM13 227H12V226ZM61 225V226H60ZM73 225V226H72ZM18 226V227H17ZM61 228H60V227ZM24 227V228H23ZM116 227V226H115ZM114 227V228H115ZM183 227V228H182ZM6 228V229H5ZM13 228V229H12ZM16 229V230H15ZM18 229H20V230H18ZM263 229H264V227L263 228H261L260 230H258V231H256L255 233H254V235L251 237V238H248V239H246V238H242V239H240V237L239 238H235V240H233L232 241V237L231 236H228L220 245H219V247L215 250V252L211 255V257H210V260L209 261H207L208 263H206V264H210L211 263V261L213 260L214 261V259L215 260H217V259H219L220 258V256H221V252H222V248H223V246L222 245H224V244H226V250H225V253H226V251H227V253H226V255H225V258H220V261H219V263L218 264H229V262H228V259L229 258H231L234 262H238V261H242V260H245V259H247V258H257V259H260V260H262L263 258H264V255H262V252L261 251H259L258 250V248L256 247V244L255 243H258V241H259V238L261 237V234H262V232H263ZM13 231V233H12V231ZM98 229H97V227L96 228H94V230L93 231H89L88 232V234L90 235H93L91 238H90V236L88 235V234H86L87 232H85V237H86V241H88L87 240V236L90 238V239H92V240H90L89 238V241L88 242H90V243H92L93 241L95 242L96 241V243H97V241H98V243L97 244H99L100 246L102 245V247H103V245H104V239H103V237H101V236H98V235H100L98 232L99 231H97ZM6 231H11L10 233L9 232H6ZM21 231V232H20ZM188 231V230H187ZM17 232V236L15 237V233ZM19 232V233H18ZM23 232L25 233V234H23ZM4 233V234H3ZM13 234H14V236H13ZM50 234V235H49ZM73 234V235H72ZM98 234V235H97ZM94 235H96V237L94 236ZM51 236V237H50ZM73 236V237H72ZM8 237V238H7ZM14 238V239H12V238ZM95 237V238H94ZM97 237H98V239H97ZM48 238V239H47ZM187 238H189V235H187ZM9 239V240H8ZM47 239V240H46ZM101 239H103L102 241H101ZM237 239V240H236ZM7 242H6V241ZM10 241V242H9ZM7 245V246H8ZM48 245V246H47ZM88 245V244H87ZM254 248H255V250H256V248H257V250L255 251L254 250ZM4 249V248H3ZM69 250V251H68ZM252 250H254L253 251V253H252ZM94 252L95 253H97L93 248H91V246L89 247V251H88V253L91 255V253H93L94 254ZM250 254H249V253ZM245 253V254H244ZM92 254V255H93ZM257 254V255H256ZM249 255V256H248ZM256 255V256H255ZM98 256H100V254L98 255ZM229 256H231V257H229ZM101 258V257H100ZM226 258H228V259H226ZM0 259H1V257H0ZM102 259L103 258H101V261H102ZM105 259V260H104ZM103 260H104V262L103 263H105L106 264V258H104Z\"/></svg>",
    "mask_w": 264,
    "mask_h": 264
}]
</instances>
